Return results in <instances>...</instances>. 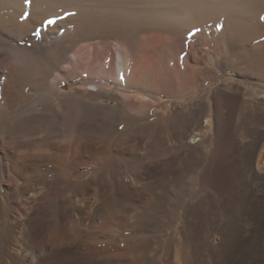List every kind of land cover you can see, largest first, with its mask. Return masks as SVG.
I'll return each instance as SVG.
<instances>
[{
    "label": "bare ground",
    "instance_id": "obj_1",
    "mask_svg": "<svg viewBox=\"0 0 264 264\" xmlns=\"http://www.w3.org/2000/svg\"><path fill=\"white\" fill-rule=\"evenodd\" d=\"M260 18L0 0V264H264Z\"/></svg>",
    "mask_w": 264,
    "mask_h": 264
},
{
    "label": "rangeland",
    "instance_id": "obj_2",
    "mask_svg": "<svg viewBox=\"0 0 264 264\" xmlns=\"http://www.w3.org/2000/svg\"><path fill=\"white\" fill-rule=\"evenodd\" d=\"M261 21V22H260ZM260 21L258 22L259 23V25L261 24V26H262V24H264V23H262V22H264V20H262L261 18H260ZM262 27H264V25L262 26ZM185 40V41H184ZM193 38H183L182 40H181V42H182V45L183 44H185L184 46H190L192 43L191 42H193ZM190 44V45H189ZM231 74H233V72H230ZM221 81V79L220 80H217V82H220ZM217 82L216 81H214V85L215 84H217ZM69 88L71 87V85H67ZM91 88L93 89L94 87L93 86H91ZM169 97L168 96H165L163 99H168Z\"/></svg>",
    "mask_w": 264,
    "mask_h": 264
}]
</instances>
